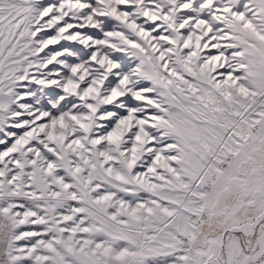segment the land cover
<instances>
[{
  "label": "rangeland",
  "instance_id": "obj_1",
  "mask_svg": "<svg viewBox=\"0 0 264 264\" xmlns=\"http://www.w3.org/2000/svg\"><path fill=\"white\" fill-rule=\"evenodd\" d=\"M180 1L185 0L177 1L165 15L157 12L146 15L136 0H121L114 10L105 0H81L92 10L103 12L99 14L103 20L121 19L117 11L126 12L127 22L121 29L130 34L125 42L136 54L133 51L124 54H130L132 59L136 57L133 63L138 60L136 75L152 80L154 88H162L160 78L168 77L174 91L186 102L183 113H177L183 130L181 136L174 134L161 118L123 119L116 125L112 117L101 115L114 111L115 104L111 101L99 94L84 100L69 89L61 91L48 82L49 73L45 71L51 68L61 73L62 83L68 88H73L79 79L78 75L74 76L75 62L70 64V53L81 40L77 35L56 30L59 13L70 2L0 0V247H4V252L10 250L11 264H149L151 246L161 250L158 254L161 263L173 264L168 259L171 257L167 249L168 234L167 244L158 240L153 243L141 221L150 220L154 213L164 221L165 215H171L163 207L164 202L174 200L182 203L191 215L178 218L180 225L176 230L185 232L187 250L177 264H203L204 248L214 235L218 238L217 257L221 264H264V114H257L255 106L231 104L244 94L243 83L256 86L253 84L264 76V34L256 30L264 29V0H238L243 4L235 6L236 12L244 16L231 17V22L235 21L232 31H221L238 33L244 39L245 48H238L233 56L242 59L245 68L234 82L224 76L219 84L210 82L213 79L206 61L203 69L199 65L201 51L197 46L184 43L187 28L179 24L187 14L205 19L215 29L223 26L218 17L210 14L212 10L215 12L211 6L218 2L197 0L190 8L181 9L176 7ZM68 14H73L71 9ZM40 18L51 26L47 35L40 31ZM240 26L245 29L241 31ZM106 38L103 34L101 39ZM159 47L173 63L175 72L171 76L152 55L158 54ZM186 54L191 61L185 60ZM176 71L181 74L179 78L175 77ZM21 73L30 82L29 94L39 110L32 112L35 116H23L18 108ZM177 79L184 88L176 89ZM199 88L210 103H201ZM169 93L173 94V90ZM238 106L239 110L243 109L237 111ZM39 128L44 129L45 137ZM97 129L105 130L96 133ZM150 132H159V140L166 142L162 143L165 148L160 146L161 151L169 155L172 152L173 162L181 158L190 164L196 188L184 192L185 182L176 176L179 184L159 182L149 194L133 199V191L143 192L139 190L146 185L147 171L158 167L133 166L141 162L142 146ZM129 134H135V139L130 140ZM41 138L49 145L43 149L69 172L70 182L61 180L55 169L42 162L41 152L32 146L34 140ZM180 141H186L188 149L179 147ZM11 153L16 159L9 163L6 157ZM160 156L154 159L155 163L169 164ZM200 165L204 170L194 171ZM178 173L186 177L185 172ZM91 177L100 183L94 184ZM118 188L122 190L119 193ZM100 190L103 193L98 197ZM69 196L78 197L81 203L69 202ZM59 202L64 206L59 208ZM113 207L118 210L114 211ZM152 209L154 212L150 213ZM191 227L195 228L194 237L187 235ZM136 247L142 251L137 252Z\"/></svg>",
  "mask_w": 264,
  "mask_h": 264
},
{
  "label": "bare ground",
  "instance_id": "obj_2",
  "mask_svg": "<svg viewBox=\"0 0 264 264\" xmlns=\"http://www.w3.org/2000/svg\"><path fill=\"white\" fill-rule=\"evenodd\" d=\"M63 1L65 3L70 2V4L68 3L66 8L62 9V11L59 13V17H58L59 24H57L59 29H56V30H62L64 33H67L68 35H77V37L79 38V41L81 40L80 44L77 45L76 50L72 51L70 53V58H71L70 64L73 65V62H75V69L76 70L73 69V70H75V72L73 71L74 76L78 75L79 79L75 80V84H74L73 88H68L69 86L66 87L65 84L62 83L64 79H63L61 73L56 71L55 69L51 68V69L45 71V73H47V74L49 73L48 76L50 79L48 82L56 85L58 87V90H61V91L65 88H67V89H69V91H72V92L78 94L84 100L92 99L91 97H94L95 95L99 94L106 101H111L112 103L115 104L114 111H112V112L106 111L105 113H101V115L112 117L114 120H116V125H118V123H122L123 119H126V120L134 119V118L140 119L141 117H145L147 119H159V118H161V119L167 121V123L171 126V129L174 132V134H179V136H181L183 130L180 129L181 120L179 119V115L177 113H183V111L185 110V103L186 102L181 98L178 91H174L175 88H174L172 82H170L168 80V77L165 76L163 78L162 77L160 78V83L162 85V88H154V82L152 80L136 75L134 73V69L136 68L137 65H139L138 60L136 63H133L134 60L136 59V57L132 59L130 54H124L125 51H133L135 53L134 49L128 48V46L126 45L127 43L125 42L128 39L130 34L127 31L121 29V27L123 28V24L127 22L126 17H125L126 12H123V10L117 11V15L123 20H121L119 18L118 19L113 18V19L103 20L102 17L99 16V14H103V12L98 13L97 10H92L91 7H89V5L87 3L84 4L83 2H81V0H63ZM105 1H106L107 6L111 7L113 10L116 9L117 5L120 4V2H121V0H105ZM136 1L141 6V8L145 11L146 15L152 14L153 12H157L159 14L165 15L168 13V11L171 8L174 7L175 3L179 0H136ZM196 1L197 0H185L184 2L180 1L182 3L177 4L176 7L182 9L183 6H188L190 8L189 5H194V2H196ZM212 1H217L218 4L211 6L212 9H215V12H212L213 11L212 10L210 12V14L212 16L218 17V20L223 22V26H220V27L215 29L205 19L200 18V17H191V16L185 14V17H183L179 21L180 27H186L187 28L186 34L185 33L183 34L184 35V43L190 44V45H196L198 50L201 51L200 60H199L200 64L199 65L203 69V64L205 63V61L208 63L207 64V66L209 67L208 71L211 72V74H212L211 77L213 79V81H210L212 84H214V83L219 84L220 80L224 76H229L234 82L235 78L238 77L237 74L239 75V73L243 70V68H245V64H244L243 60L242 59H240V60L236 59L233 56V53L238 48L239 49L245 48L244 39H242L240 34H238V33L228 32L225 34L224 32H221V31L223 29H228V31H232V25H233V23H235V21L231 22V17H236V16L239 17L242 15L244 16V14H242L240 12H236L237 9L235 8V6H240V4L242 2H239L238 0H236V1L235 0H212ZM204 2H207V0H204ZM237 3H239V4H237ZM63 7H64V5H63ZM69 9H71V11L73 12V14H70L72 16H70L68 14ZM192 9L193 8H191V10ZM59 10L60 9L58 8L56 10V13ZM120 23H122V24H120ZM38 26L40 27L41 33L44 35L49 34V32L51 31V26H49L48 23H45V20L42 18H40V24ZM254 27H257V26L254 25ZM244 29H245L244 26H240L241 31H243ZM256 30H254V31L259 33L260 35L264 34L263 28H256ZM188 32H191V33H188ZM225 32H227V30ZM103 34L106 35V37H107L106 40L101 39ZM221 38H223V40H221ZM248 38L250 39V36H248ZM236 42L239 43L240 45H238ZM155 43H156V41H155ZM189 49H191V48L188 47V51H189ZM119 52H121V54ZM157 52H158V54H152V55L160 60L159 63H160V66L162 68L163 67L167 68L170 76L173 75L175 70H174V66H173V63L171 62V60L168 58V56L166 54L163 53V51L160 49V47L158 48ZM65 53H66V51H65ZM190 54H191V52H190ZM71 55L75 58L74 61H72ZM126 55H128V57H125ZM151 58H153V57L151 56ZM192 59H193V55H192ZM196 59L198 60V57H196ZM185 60L191 61V58L188 56V54H186ZM131 65H133L134 67H130ZM180 75L181 74L178 71H176L175 77L179 78ZM193 81H195V83L197 82V80H195V79H193ZM176 82H178L176 85L177 90H179L178 88H184L183 85L180 83L179 79H177ZM243 82H245V81H243ZM29 83L30 82L26 79L25 75L21 73L19 81H18L17 92L20 95V97H18V101L20 103V105H18V108L19 107L21 108V114L23 116L26 114L27 115L33 114L35 116V113H32L33 111H35L36 113H39V110H37L38 107L36 108L37 104L31 100V97L29 94V89L31 90V88L29 86L30 85ZM203 83H205V82H203ZM250 83L248 85H245L243 83V85H244L243 87H245L244 94L238 95L235 100L231 101V104L233 105V104H239L240 103V104H245L246 106L247 105L255 106L254 109L257 110L256 111L257 114H264V76H263V79H259L256 82V84L255 83L253 84L256 86H251ZM239 87H241V85H239ZM170 90H173V94L169 93ZM202 91L203 90H201V88H199L198 94H199V96L201 95V103L202 102L203 103H210L208 96L206 94L202 93ZM30 102H33L35 104V106H34V104H32ZM199 103H200V101H199ZM114 104H109L108 106H113ZM132 104H134V105H132ZM241 107H243V106H241ZM235 109H237V111H238L239 106ZM120 110H124V112L121 113ZM241 110H239V111H241ZM42 111H44V110H42ZM244 111H246V110H244ZM139 113H141V114H139ZM19 115H20V113H18V116ZM227 115H226V117H227ZM230 118L231 117L229 116V119ZM28 121H30V120H28ZM104 124H106V123H104ZM139 128H138V131H139ZM114 129H116V128L114 127ZM104 130L105 129H103V130L97 129L96 133H101ZM39 131H42L41 134L44 135V137L46 136V132H44L43 128H39ZM194 132H195V130H194ZM59 133H61V132H59ZM149 134L150 135L147 136V139L144 140V143L142 146L141 162L140 163L135 162V164H133V166L134 165L140 166V167L142 166L143 168L146 167V169H148L151 167H157V165H158L159 171H157L158 167L153 169L152 171H147L148 172L147 173V179L145 178L146 179V185L144 186L143 189L139 190V192H141V191H143V192H141V194H137V191H133L132 192L133 199H139V196L142 194H149V191H151L153 185H156V184L159 185V182H161V183L166 182V185L167 184H171V185L179 184V181L175 180L176 176L180 177L181 180H183V182H185V183H183V188H184L183 191L184 192L188 191L191 188L193 189L196 185L194 184L195 179L193 180L191 178V172L192 171L189 170L190 167L188 166L190 164L185 163V160L181 159V158L178 160V162L177 161L173 162L170 159L172 152H171V155H169V153L165 152V154H164L161 151L160 146H163V148H165V144L162 145V143H166V142L159 140L160 139L159 138V132H156V133L150 132ZM129 135L131 136L130 140L135 139V136H136L135 134H129ZM130 136H129V138H130ZM191 136H192V134H191ZM209 140H208V142H209ZM168 141H170V140H168ZM197 142H198V140H197ZM205 143H206V141H205ZM178 145H179V147L183 146V148L185 147L186 149H188L187 148L188 144L186 143V141L185 142L180 141ZM32 146H33V148H35L41 152L42 162L47 167L52 168V170L55 169L53 171L56 172V174L59 175V178L61 180H64V182H70L71 176H70L69 172H67L65 169H62L59 165H57V163L54 161L53 157L43 149V147H45V146L49 147L45 138L34 140ZM32 146L30 145V147H32ZM172 151L174 152V150H172ZM184 151H186V150L184 149ZM159 154H161L160 158L162 160L166 159V161L169 164H165L166 162L165 163L164 162L155 163L154 159L158 158ZM186 155H185V157H186ZM14 157H15V155L12 153L7 155V157H6L8 159L7 162L11 163L14 159H16ZM54 157H55V155H54ZM209 157H211L210 154H209ZM197 158H198V156H197ZM206 158H208V157H206ZM33 159H34V157H33ZM202 161L204 162V160H202ZM190 163H191V161H190ZM153 164H155V166ZM197 164H200V163H197ZM206 165H208V164H206ZM202 167H203L202 165L199 166V169H196V167H195L194 171H197V172L201 171L203 169ZM178 172H182V173L185 172L186 177L182 176ZM196 174H195V176H197ZM173 177H174V179H173ZM31 178H34V177H31ZM202 178L204 179V177H202ZM20 179H22V177H20ZM35 179L37 180L39 178L37 177ZM67 180H69V181H67ZM90 180L94 184L100 183V181L94 177H91ZM131 184H132V182H131ZM200 188H202V187H200ZM181 190H182V186H181ZM120 191H122L121 188H118L117 192L119 193ZM152 192H151V194H152ZM102 193H103V190L98 191L97 196L101 197ZM4 194H6V193H4ZM40 195H42V194H40ZM53 197H55V196H53ZM31 198H32V196H31ZM35 198H36V196H35ZM67 198H68L69 202H71V203H75V204L81 203V200L76 196H69ZM117 198H120V196H117ZM2 199H3V197H2ZM164 203H165L164 204L165 206H163V207H165L166 210L171 212V215H165V217H167V218L164 221H160V219L157 218V216L154 213L155 216L152 214L153 216L151 215L149 217L150 220H148V221L144 220V221H141V223L144 226L143 227L144 232L148 235V238H150L151 242H153V243L157 240L160 243L162 241L164 243H166L165 235L168 234L170 241L168 243L167 249H169V253L171 255V257H168V259L171 263L177 264L178 263L177 260L179 258H180L179 262L182 261L181 259L183 257V251L187 250V245L185 244V232L179 233L176 230V228H178V225H180L178 223V218L180 216L190 218L191 215L189 214L190 211L187 208L185 209L183 207L182 203H179L177 200L176 201L174 200V202H169V201L166 202L165 201ZM57 206L60 208V207H63L64 204L62 202H59L57 204ZM113 208H114V211L118 210V207L117 208L113 207ZM151 212H154V210L153 209L150 210V213ZM165 213H166V211H165ZM149 218H147V219H149ZM161 218H162V216H161ZM151 221L155 222V224L150 223ZM194 234H195V228H193V227L189 228L187 235L189 237H194L195 236ZM136 251L140 252V251H142V249L141 248L139 249L136 247ZM217 251H218V238H217V236L214 235V236L210 237L209 245H207V247L204 248V256L202 257L203 258L202 259L203 264H221L220 260L217 257ZM148 252L151 253L150 258L148 259L149 264H163V263H161V261H162L161 256H158V254L161 253V250L152 248V246H151L149 248ZM187 255H188V253H187ZM186 263L187 262H185L184 264H186Z\"/></svg>",
  "mask_w": 264,
  "mask_h": 264
},
{
  "label": "crops",
  "instance_id": "obj_3",
  "mask_svg": "<svg viewBox=\"0 0 264 264\" xmlns=\"http://www.w3.org/2000/svg\"><path fill=\"white\" fill-rule=\"evenodd\" d=\"M2 249L1 253H0V259H1V264H11L12 263V259L10 256V250H5L4 252V247H0Z\"/></svg>",
  "mask_w": 264,
  "mask_h": 264
}]
</instances>
